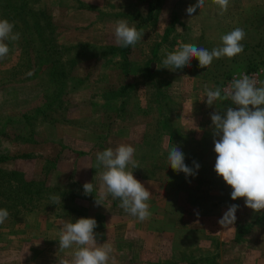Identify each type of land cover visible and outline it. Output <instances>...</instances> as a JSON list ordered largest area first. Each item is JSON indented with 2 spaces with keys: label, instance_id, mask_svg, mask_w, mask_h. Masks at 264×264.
<instances>
[{
  "label": "rangeland",
  "instance_id": "374dc122",
  "mask_svg": "<svg viewBox=\"0 0 264 264\" xmlns=\"http://www.w3.org/2000/svg\"><path fill=\"white\" fill-rule=\"evenodd\" d=\"M28 1L34 27L38 11L50 18L39 27L45 45L33 41L40 57L20 38L0 60V156H14L0 163V208L9 212L0 224V264L70 261L72 249L58 252L57 239L66 220L81 217L97 221L96 242L111 249L108 264H264V210L231 199V187L214 171L213 132L199 137L186 124L199 122L200 107L196 118L188 104L180 118L170 114L172 101H191L186 92L198 93L204 109L234 107L224 100L213 110L201 97L202 83L222 89L234 72L259 71L264 86V0H229L224 12L205 0L191 16L186 9L197 0H169L152 25L140 26L146 0ZM8 17L1 6L0 19ZM117 20L143 30L134 47L116 43ZM237 27L246 36L235 57L214 58L207 68L196 59L175 72L163 68L166 54L181 43L211 51ZM120 144L135 148L133 175L151 194V216L143 222L99 187L96 153ZM172 145L189 167L199 163L194 177L169 167ZM86 182L97 185L92 194H84ZM52 195L61 203L52 204ZM232 204L239 205L236 220L224 228L218 221Z\"/></svg>",
  "mask_w": 264,
  "mask_h": 264
},
{
  "label": "clouds",
  "instance_id": "9594fccd",
  "mask_svg": "<svg viewBox=\"0 0 264 264\" xmlns=\"http://www.w3.org/2000/svg\"><path fill=\"white\" fill-rule=\"evenodd\" d=\"M221 12L227 11L229 0H213ZM205 0H197L186 12L189 16L197 9L204 7ZM14 22L0 19V60L9 53V42L20 39V33L14 32ZM114 35L116 43L124 48L135 46L143 37V30L130 26L126 20L115 22ZM246 36L242 28H235L220 36V46L211 51L191 43H181L179 49L169 52L162 60L163 68L175 72L198 60L200 68H207L213 59L233 58L243 52L241 43ZM158 67V66H157ZM161 68V67H159ZM264 71V69H261ZM206 104L212 106L217 101L228 100L233 106L221 113L219 110L210 115L213 128L214 152L216 160L214 171L218 177L231 187L233 201L244 198L246 207L254 212L264 210V86L257 87V81L249 75L241 73L239 78L233 77L228 88L216 87L214 90L205 85ZM135 148L130 144H120L115 149L106 148L96 153V168L105 196L119 198L120 207L139 221L143 222L151 216L149 201L151 194L133 175L138 168L134 159ZM169 167L177 174L184 173L186 178L195 176L200 165L193 161L194 167L185 163V154L179 146L172 145L168 151ZM97 188L94 183L83 185L84 194H92ZM52 204L61 203V196L52 195ZM96 204H101L96 198ZM239 205L232 204L223 213L218 223L225 227L234 224ZM7 209L0 208V224L8 218ZM98 226L95 218L81 217L66 220L58 235L59 251L72 249V258H58L57 264H108L111 249L105 244H97L94 229ZM73 246H76L75 248Z\"/></svg>",
  "mask_w": 264,
  "mask_h": 264
},
{
  "label": "trees",
  "instance_id": "16d2710c",
  "mask_svg": "<svg viewBox=\"0 0 264 264\" xmlns=\"http://www.w3.org/2000/svg\"><path fill=\"white\" fill-rule=\"evenodd\" d=\"M164 1L165 0H147V3H148L147 14L144 17H142V16L139 17V19H138L139 20V26L141 24H146L149 22H155L156 19L158 18V15H159L158 12H160V10L162 8V4ZM1 6L3 9H8V16L10 17V18L9 17L8 18L11 20V22H16L17 24H19L18 26L23 29L24 36H21L20 38H23L27 42H29V40H30V45L32 46L34 56H36V58H37V56L39 55L38 57H40L42 50L41 49L37 50V48H35V44H33V41L35 42L39 39L40 44L45 45V41L43 40L45 38V36H44L45 30L39 29V27H40L42 21H45V20L49 21L48 19L50 17H46L47 19L44 17L45 11L43 9L40 12L38 11V13H35L33 15L34 22H35L34 23L35 27H34L33 23H31L32 19H30V17L28 16L29 13L31 12L30 1H28V0H0V8H1ZM13 13H15V14H13ZM49 24H50V22H47V25H49ZM34 37H37V38H34ZM50 44H52V41L50 42ZM38 48H39V46H38ZM45 48H47V44H46ZM47 51L49 52V49ZM48 55H49V53H48ZM123 90H124V88H123ZM225 101L229 104L228 100H225ZM13 158H14V156L12 157L11 155L10 156L9 155H2V156H0V163L1 162H8L10 160H13ZM10 172L12 174H17V171H14V170H12ZM22 183L24 185H27V186L29 185V183H27V182L26 183L22 182ZM0 184H1V181H0ZM23 190L27 191L26 187ZM39 191H41V189H39ZM28 193H29V190H28Z\"/></svg>",
  "mask_w": 264,
  "mask_h": 264
},
{
  "label": "crops",
  "instance_id": "0c3cea01",
  "mask_svg": "<svg viewBox=\"0 0 264 264\" xmlns=\"http://www.w3.org/2000/svg\"><path fill=\"white\" fill-rule=\"evenodd\" d=\"M168 2H169V0H165L164 2H163V4H162V8H163V6H164V4H168ZM146 4H147V10H148V3H147V0H146ZM162 8H161V10H160V12H158L159 13V15H160V13H161V11H162ZM127 14H129L130 12H126ZM146 14H147V12L145 13V14H139V17H144V16H146ZM159 15H158V18H159ZM157 18V19H158ZM156 19V20H157ZM148 25H152V22H149V24ZM261 84H263V82H261ZM203 87H204V89H205V86H204V84L202 83L201 84ZM211 86H214V83L213 82H211ZM210 89V88H209ZM196 93H197V91H196ZM198 94V93H197ZM197 94H189V93H187L186 92V96H191V95H193V96H191V101H188L187 103L186 102H182V101H180L179 99H178V101H172L173 102V104H175L174 105V108H172L171 110H170V114H172V116H175L176 118H180V114L182 113V109H183V107L185 108V106L184 105H186V104H188V107H190V110H192V106H193V116L195 117V110H194V108H195V106H196V109H198L199 107H200V109H199V115H198V118H197V120L199 121V122H194V119L192 118V120H193V122H187L186 124H188V125H190V127H191V129H193V132H192V134H196V135H198L199 137H201V136H203L204 134H206V133H208V134H210V133H212L213 132V128H212V126H211V119H210V115L214 112V111H211V109H210V107H207L206 109H204L199 103H197L196 101V99L198 98V96H196ZM193 97H194V99H193ZM202 98H205V96H201ZM179 103V105H178V103ZM183 103H185V104H183ZM176 105H178L179 107L178 108H175L176 107ZM199 106V107H198ZM212 108H213V110L215 109V104H213L212 105ZM203 110H205V111H203ZM186 112H187V110H186ZM190 113H191V111H190ZM189 116V115H188ZM190 117V116H189ZM196 118V117H195ZM185 133H187V131H185ZM173 135H175V133H174V131L171 129V132H170V136H173Z\"/></svg>",
  "mask_w": 264,
  "mask_h": 264
},
{
  "label": "built area",
  "instance_id": "2783aa9c",
  "mask_svg": "<svg viewBox=\"0 0 264 264\" xmlns=\"http://www.w3.org/2000/svg\"><path fill=\"white\" fill-rule=\"evenodd\" d=\"M244 73L249 75L251 78H254L257 81V87L260 86L261 81H260V76L261 73L259 71L255 72V71H247V70H243V71H239V72H234L230 75L229 79L226 81V83L224 84V86L222 87V95H223V89H226L229 87L231 80L233 79V77H237L239 78L240 74ZM231 102V101H230Z\"/></svg>",
  "mask_w": 264,
  "mask_h": 264
}]
</instances>
